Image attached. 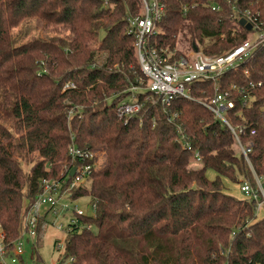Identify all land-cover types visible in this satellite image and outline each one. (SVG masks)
<instances>
[{
    "label": "trees",
    "instance_id": "16d2710c",
    "mask_svg": "<svg viewBox=\"0 0 264 264\" xmlns=\"http://www.w3.org/2000/svg\"><path fill=\"white\" fill-rule=\"evenodd\" d=\"M114 2L0 0V225L7 251L25 230L42 178L70 164L74 143L103 152L106 161L99 167L97 156L88 159L87 180L71 190L72 198L91 196L93 213H77L68 225L67 264H264V214L254 199L227 193L222 180L264 181V43L217 81L189 83L191 98H151L129 22L143 13V1ZM160 2L165 12L150 41L172 57L196 49L226 54L255 36L243 18L264 25V0ZM34 17L51 35L20 42L14 29ZM132 86L143 105L126 116L118 106ZM219 91L234 101L228 124L205 104ZM243 147H250L247 155ZM46 224V213L39 214L36 243Z\"/></svg>",
    "mask_w": 264,
    "mask_h": 264
},
{
    "label": "built area",
    "instance_id": "2783aa9c",
    "mask_svg": "<svg viewBox=\"0 0 264 264\" xmlns=\"http://www.w3.org/2000/svg\"><path fill=\"white\" fill-rule=\"evenodd\" d=\"M108 2L109 0H104ZM143 13L141 15L129 16L130 28L134 32L136 40L135 46L139 58L141 70L147 78L145 89L151 92V98L155 95L163 96L164 100L169 101L177 96L191 98L188 84L195 80L212 79L217 81L227 70L236 68L241 62L248 59L252 52L264 43V25L252 24L255 29V36L245 40L232 50L222 55H211L202 50H193L189 55L180 54L178 57H172V51L154 46L150 38L157 33V22L162 18L165 9L160 0H142ZM187 8V7H186ZM185 8V9H186ZM213 8H215L213 6ZM249 22V21H247ZM165 52V53H164ZM74 86L73 82H68L66 87ZM137 86H132V101L124 99L118 106L121 114L131 116L136 114L143 103L139 100L136 92ZM130 95V96H131ZM246 102V100H245ZM205 103V102H204ZM215 114L228 124L225 117L227 109L234 106V101L230 94L226 92H217L210 102L205 103ZM250 147H243V152L247 155ZM95 152L84 150L74 143L69 146V154L72 162L65 165L62 174L53 177H44L41 180V190L37 193L34 204L27 211L25 216V231L31 236L36 235L38 226V216L35 209L44 204L50 207L57 206L58 198L55 193L69 191L86 181L93 164L88 159L94 156ZM199 161L200 156L195 154ZM74 160L78 162L74 163ZM75 168L72 175V169ZM257 186L251 185L248 181H243L240 188L245 193L246 198L254 199L256 202V211L258 214H264L261 211L264 205L263 181L256 176ZM77 213H84L77 211ZM75 221V220H74ZM22 234V236H23ZM5 234L0 225V264H6L5 257L12 256V261H16L14 255L21 256L23 253L21 238L14 242L11 251H7L3 239ZM10 252L9 255H6Z\"/></svg>",
    "mask_w": 264,
    "mask_h": 264
},
{
    "label": "rangeland",
    "instance_id": "374dc122",
    "mask_svg": "<svg viewBox=\"0 0 264 264\" xmlns=\"http://www.w3.org/2000/svg\"><path fill=\"white\" fill-rule=\"evenodd\" d=\"M104 3L110 7H113L115 4L114 0H109L108 2L104 1ZM241 22L245 23L247 20L243 18ZM14 32L17 37H19L20 42L30 40L35 36H46L51 35L52 33L50 29H45L41 21L36 17L23 21L17 28L14 29ZM126 99L128 101H132L133 97L131 95ZM94 156H97L95 160L97 165L99 167H103L106 161L105 158L102 157L103 152L97 151L94 153ZM71 161L69 163H71ZM64 167L65 165H63L60 170V174H62ZM206 175L209 178L214 179L217 173L214 169L208 168L206 170ZM222 180L224 182V190L227 193H230L238 198L246 196L240 188L243 181L233 182L227 177H222ZM82 182L84 183L85 181L82 180ZM55 197L58 198L57 206L50 207L48 205L41 204L35 209V213L38 218L39 214L46 213L47 224L41 240L36 243V235L31 236L28 231H25L20 241L23 248L22 255L20 257L14 255L16 258V261L14 262L12 261V256L5 257L6 264H67L68 258L63 259L64 241L67 237V227L72 221L77 219V211L84 212L85 214L93 213L92 207L90 206L91 196L86 194L72 198L71 192L59 191L55 193ZM261 211L264 212V205L262 206ZM94 230H96V228H94ZM59 246L61 247L59 248ZM9 253L10 252H7L6 255H9Z\"/></svg>",
    "mask_w": 264,
    "mask_h": 264
},
{
    "label": "water",
    "instance_id": "95a60500",
    "mask_svg": "<svg viewBox=\"0 0 264 264\" xmlns=\"http://www.w3.org/2000/svg\"><path fill=\"white\" fill-rule=\"evenodd\" d=\"M244 24L246 25L247 29L249 30L252 29V24L250 22H245ZM74 171H75V168L72 169V172H71L72 175L74 174Z\"/></svg>",
    "mask_w": 264,
    "mask_h": 264
},
{
    "label": "crops",
    "instance_id": "0c3cea01",
    "mask_svg": "<svg viewBox=\"0 0 264 264\" xmlns=\"http://www.w3.org/2000/svg\"><path fill=\"white\" fill-rule=\"evenodd\" d=\"M50 210V209H49ZM49 210H47V211H49Z\"/></svg>",
    "mask_w": 264,
    "mask_h": 264
}]
</instances>
